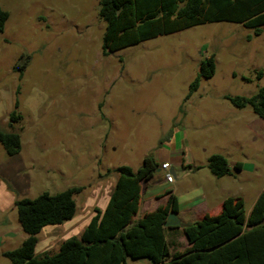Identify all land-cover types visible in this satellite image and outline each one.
<instances>
[{
  "label": "rangeland",
  "instance_id": "1",
  "mask_svg": "<svg viewBox=\"0 0 264 264\" xmlns=\"http://www.w3.org/2000/svg\"><path fill=\"white\" fill-rule=\"evenodd\" d=\"M0 5L9 13L0 34V130L21 134L17 155L0 143V192L9 204L15 200L0 211V264H11L4 253L26 239L17 200L82 187L75 195L80 217L85 202L100 205L111 192L118 167L138 171L147 156L208 165L210 156L222 154L233 168L220 182L224 194L242 196L246 209L253 206L264 186V120L226 97H248L264 87V27L256 35L239 23H205L104 55L99 0ZM211 56L215 75L201 78L191 94ZM14 111L22 120L11 126ZM237 163L245 167L242 174ZM194 178L178 173L184 203ZM75 231L47 226L36 257L56 254L79 235Z\"/></svg>",
  "mask_w": 264,
  "mask_h": 264
},
{
  "label": "trees",
  "instance_id": "2",
  "mask_svg": "<svg viewBox=\"0 0 264 264\" xmlns=\"http://www.w3.org/2000/svg\"><path fill=\"white\" fill-rule=\"evenodd\" d=\"M99 17L106 23L103 53L110 55L205 23H239L261 35L264 0H99ZM8 19L9 13L0 5V34ZM215 73L216 63L211 56L202 63L191 94L198 90L201 78H212ZM262 75L260 72L259 76ZM226 99L239 110L250 107L264 120V87L248 97ZM21 120L14 111L10 125ZM0 143L7 154L17 155L21 151V134L0 130ZM161 167L153 156H147L138 171L130 166L118 167L119 178L106 209H96L80 238L66 240L56 254L41 258L36 257L40 233L47 226L74 219L75 195L84 188L17 200L26 239L21 247L4 255L11 264H127L128 259H147L151 264H264V190L249 213L242 198L229 197L217 216L166 227L169 215L178 212L177 198L169 192L167 206L134 221L141 207L142 184L152 180ZM208 169L216 178L233 175L227 157L222 154L210 156ZM234 169L242 171L243 164L237 163ZM180 228L190 247L183 253L171 254L167 230Z\"/></svg>",
  "mask_w": 264,
  "mask_h": 264
},
{
  "label": "crops",
  "instance_id": "3",
  "mask_svg": "<svg viewBox=\"0 0 264 264\" xmlns=\"http://www.w3.org/2000/svg\"><path fill=\"white\" fill-rule=\"evenodd\" d=\"M181 157H177L176 159L177 163H174L172 160H169V159H164L160 161L158 158L155 157L156 161L161 166L165 163H168L170 165V170L165 171V170L160 169L152 180L142 184L141 207H140L139 212L134 216V221H138L140 219L145 218L148 214L157 211L160 207L167 206L168 198L170 195L168 194L169 192L174 194L177 198L178 212L174 214H177L180 224L181 223L187 224V223L200 221L206 216L219 215L222 212L224 201L229 197L242 198L245 202V199L242 196H232L230 194H227V195L224 194V189L220 187V182L226 176L222 178H216L211 173V171L208 169V165L196 164L195 161L187 162V161H184ZM229 165H230L231 170H233L230 162H229ZM161 171L165 172L166 174L165 175L158 174V173H161ZM243 171H245L244 166H243V170L240 171V174H242ZM256 171H258V169ZM169 173L172 174V176L174 177L173 183H169L167 181V176ZM178 173L181 174L182 178H185L191 175H195V178H196V179L194 178L195 184L192 190L189 191L187 195V199L185 200V203L182 202L180 197L178 196V192L181 189L180 185L176 184ZM231 178H234L236 181L239 180V177L235 175ZM116 183L113 185L111 192L109 190L108 194H106L105 199L102 201L100 205H94L92 202H85L84 211L86 213L82 214L79 217V214H78L79 206L77 203V214L74 217V219L69 221V223H64L62 225H57V226L71 227L73 229L75 228L76 234H79L76 237L80 238L83 231L85 230L87 225L90 223L91 219L94 217L96 213L95 212L96 209H99L101 211H104L106 209L109 203L111 193L113 189L115 188ZM208 186H212L214 190L207 189ZM263 189H264V186L262 187V189L256 196L255 198L256 200H254L255 202L257 201L259 195L262 193ZM5 192H8V191L6 190ZM5 194L6 193H4V195L2 196L0 192V211L3 213L6 212L7 207L12 206L15 201L13 198L12 202L9 204L5 200V197H6ZM214 196H216L215 202H214ZM253 206L247 209L248 213L251 211ZM173 225H175V223ZM72 234H74V232ZM166 236H167L168 243L170 245L171 254L183 253L190 247L189 242L184 234L183 228L175 229V230L168 229Z\"/></svg>",
  "mask_w": 264,
  "mask_h": 264
},
{
  "label": "water",
  "instance_id": "4",
  "mask_svg": "<svg viewBox=\"0 0 264 264\" xmlns=\"http://www.w3.org/2000/svg\"><path fill=\"white\" fill-rule=\"evenodd\" d=\"M175 223L176 226L180 225V221L178 219L177 214L171 213L168 217V220L165 224L166 227L172 226Z\"/></svg>",
  "mask_w": 264,
  "mask_h": 264
},
{
  "label": "built area",
  "instance_id": "5",
  "mask_svg": "<svg viewBox=\"0 0 264 264\" xmlns=\"http://www.w3.org/2000/svg\"><path fill=\"white\" fill-rule=\"evenodd\" d=\"M161 169L165 170V171H169L170 170V165L168 163H165V164L162 165ZM167 181L169 183H173L174 182V177L172 176V174H170V173L168 174Z\"/></svg>",
  "mask_w": 264,
  "mask_h": 264
}]
</instances>
